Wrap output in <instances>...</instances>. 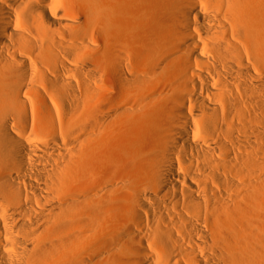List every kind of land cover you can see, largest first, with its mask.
<instances>
[{"label": "bare ground", "instance_id": "1", "mask_svg": "<svg viewBox=\"0 0 264 264\" xmlns=\"http://www.w3.org/2000/svg\"><path fill=\"white\" fill-rule=\"evenodd\" d=\"M0 264H264V0H0Z\"/></svg>", "mask_w": 264, "mask_h": 264}]
</instances>
